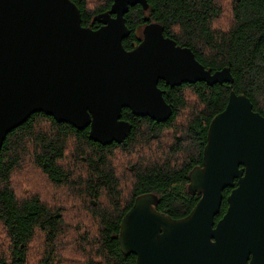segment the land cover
<instances>
[{"label":"water","instance_id":"water-1","mask_svg":"<svg viewBox=\"0 0 264 264\" xmlns=\"http://www.w3.org/2000/svg\"><path fill=\"white\" fill-rule=\"evenodd\" d=\"M136 5L148 8L146 0H112L91 29L70 0H0V149L36 112L88 129L102 146L121 144L131 130L123 109L158 123L170 118L159 81L233 82L228 68L205 69L158 23H147L126 50L124 16ZM187 179L199 199L185 217L156 210L152 194L135 197L119 222L121 253L135 264H264V118L244 95L229 92L208 125L201 165ZM225 189L227 207L215 222Z\"/></svg>","mask_w":264,"mask_h":264},{"label":"trees","instance_id":"trees-1","mask_svg":"<svg viewBox=\"0 0 264 264\" xmlns=\"http://www.w3.org/2000/svg\"><path fill=\"white\" fill-rule=\"evenodd\" d=\"M70 1L82 26L91 29L112 4ZM146 2V10L136 5L124 16L126 50L138 44L147 23H158L165 37L189 48L205 69L228 68L233 82H159L170 118L158 123L123 109L131 130L121 144L102 146L88 129L57 123L42 112L29 116L0 149V264H135L117 241L119 222L135 197L152 194L156 210L185 217L199 199L187 190L188 173L201 165L208 125L224 110L229 92L244 95L264 118V0ZM68 206H81L86 215L75 211L69 223ZM226 207L224 198L216 218Z\"/></svg>","mask_w":264,"mask_h":264},{"label":"rangeland","instance_id":"rangeland-1","mask_svg":"<svg viewBox=\"0 0 264 264\" xmlns=\"http://www.w3.org/2000/svg\"><path fill=\"white\" fill-rule=\"evenodd\" d=\"M89 2H94V0H88ZM157 147V146H156ZM118 161H120L119 160V158H118ZM124 167H125V165H122V168L124 169ZM121 171H123V170H120V172ZM74 173H76L75 175H77V172L75 171ZM121 174V173H120ZM46 193V192H45ZM49 194H51L52 195V190H49ZM56 193H54V195H55ZM64 194H65V192L64 191H61V192H59L58 193V196H60V197H62V199H63V197H64ZM66 197V196H65ZM70 205H72V204H70ZM74 205H75V203H74ZM81 210H82V207L81 206H77L76 208H71L70 209V207L68 206V208H67V211H68V214H67V221L69 222V223H71L70 222V219L71 218H73V217H75L76 218V212L75 211H77V212H81ZM82 214H84V215H86L85 213H83V212H81ZM77 220V219H76ZM75 220V221H76ZM74 221V222H75ZM85 223V225L88 227L89 225H91V223H87V221H85L84 222Z\"/></svg>","mask_w":264,"mask_h":264},{"label":"flooded vegetation","instance_id":"flooded-vegetation-1","mask_svg":"<svg viewBox=\"0 0 264 264\" xmlns=\"http://www.w3.org/2000/svg\"><path fill=\"white\" fill-rule=\"evenodd\" d=\"M140 39H141V32H140V37H139V42H140ZM138 42V43H139ZM138 44H136V45H134L132 48H131V50L133 49V48H135L136 46H137ZM130 51V50H129ZM159 82H161V81H159ZM159 82H158V84H159ZM200 166V165H199ZM228 190V192L226 193V195L224 194L226 191ZM230 193V189H225L224 191H223V199L225 198V200H226V197L228 196V194ZM223 201V200H222ZM222 204V203H221ZM225 212V211H224ZM224 212H223V214H224ZM222 214V215H223ZM222 215L221 216H219L218 218H215V222L216 221H218L221 217H222Z\"/></svg>","mask_w":264,"mask_h":264}]
</instances>
